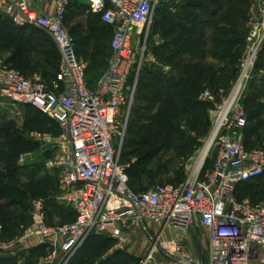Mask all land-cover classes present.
Masks as SVG:
<instances>
[{
    "label": "built area",
    "instance_id": "1",
    "mask_svg": "<svg viewBox=\"0 0 264 264\" xmlns=\"http://www.w3.org/2000/svg\"><path fill=\"white\" fill-rule=\"evenodd\" d=\"M38 1L52 7L53 14L35 9ZM252 1L240 76L214 111L211 167L204 168V161L182 182L135 192L129 164L121 160L124 111L134 101L145 42L161 0H84L88 12L99 14L113 32L109 65L96 87L89 86L86 65L65 26L72 0H0V15L17 26L44 30L59 50L60 68L50 85L42 74L27 76L0 56V98L33 105L58 124L59 134L31 132L30 137L39 145L37 158L58 173L56 199L74 213L72 221L52 224L48 201L35 200L30 223L20 226L16 236L5 239L0 223V254L22 259L45 247L38 264H69L92 235H106L118 249L134 239L145 246L141 264H264V202L239 197L244 184L264 175V141L250 149L244 142V87L264 49V0ZM259 73L264 75V69ZM198 99L211 102L214 96L206 89ZM35 159L22 153L19 164ZM197 230L194 239L191 232Z\"/></svg>",
    "mask_w": 264,
    "mask_h": 264
},
{
    "label": "rangeland",
    "instance_id": "2",
    "mask_svg": "<svg viewBox=\"0 0 264 264\" xmlns=\"http://www.w3.org/2000/svg\"><path fill=\"white\" fill-rule=\"evenodd\" d=\"M230 1L243 2L242 5L238 6L239 19L236 20L238 23L235 27L238 35L243 39L242 52L241 55H239L236 63L234 62L235 57L232 59H222L213 56L212 39L214 38L215 32L212 26L208 24L207 20L213 22L217 21V18L212 17L211 14L205 16L202 12L196 9L197 5L201 4L203 0H161V4L157 9L155 20L149 30V36L145 42L148 50L144 56L145 62L142 69V71L144 70L143 74H145L146 70L149 68H152L153 70L161 68L162 70L159 71L166 73L167 78H171L173 76L172 74L176 71V64H179L180 62H186L188 60L191 61L192 58H195L191 53H187L183 49L184 40H189L190 37H199L204 40L205 51L202 57L204 63H211L212 65H215L216 69L221 68L224 70L221 72V76L226 74L232 75L233 68L235 69V74L233 73V77L230 80L223 81V85L219 83V85H221L220 87L218 84H214L215 86L212 87L213 84H208V82L204 85L203 90L209 89L214 96V100L211 102H202L198 99L201 103L206 104L207 109L205 112L208 115V120L206 122H208L207 124H209V127L205 128L201 125H198L196 128H190L184 121L185 116L181 115V118L175 122L178 128V136L176 140L172 142L173 144L164 143V140L161 141L159 145L162 147L158 152H153L148 155H145L144 153L134 154V147L129 146L130 134L127 131L128 123L130 118L132 119V122L137 117V114H133V110L135 109L140 113L147 112L144 108V106H146L144 101L140 100V96L143 94V91L140 92V95L136 99L134 98L131 107L125 108L124 116L127 120V123L121 151V160L124 164H132L137 161L139 156H145L144 158L146 159V163L143 164V166L146 170H148V173L143 174L138 179V186L136 187L137 190L145 189L156 183H178L184 181L192 172L193 167L199 157L200 151H202L206 142L211 136L213 131L214 111L217 107L223 105L228 99L240 76L241 64L246 55L247 36L250 29L249 19L253 7V1ZM222 5L223 7H227L225 2ZM204 8H209L210 13L221 12L219 6H215L210 2L204 6ZM68 10V19L70 24L69 26L65 24V26L71 36L75 40L83 38L84 36L92 37L93 34H91L89 31H91L92 28H98L99 23L89 14L87 7L75 4ZM100 33L101 31L94 32L95 35ZM111 37L112 36L108 37L107 39V46ZM44 40H46L45 46L42 49L44 54L36 56V60H40L42 66L37 67L36 64H33L28 71H23L27 76H32L35 73L42 74L44 81L50 85V79L52 77L51 75L59 70L60 62L58 57V48L53 38L47 33V36L44 38ZM144 40L145 37L143 36L140 43L142 44ZM92 41L93 42H91L86 47H82L80 43L77 42V52L78 50H83V48L87 51H90L93 46L97 45L96 40L92 38ZM140 43L139 45H141ZM5 44L6 43L4 42H0V56L8 59L13 51L9 50ZM236 48L238 47H233L232 49L227 50L230 53H234ZM218 51L221 52L226 50L223 48ZM155 52L162 53L164 56H169L172 54V52H175L176 58H174V60L171 62L165 63L163 61L164 58L161 60L160 56H157ZM110 53H112L111 50ZM77 54L80 61L87 67L86 58L82 57L80 53ZM259 59L260 57L258 58L256 65L258 64ZM194 60L195 59H193V61ZM14 66L17 67V65ZM107 68L104 74L106 73ZM145 78L147 79V75H145ZM96 85L97 84H95V86ZM244 88L245 97L243 100V106L249 112V127L253 128V126H256L257 123H259L260 126L258 127L259 131L257 133V137H255L253 140L251 139L252 141L255 140V143H258L264 141V75H260L256 67L246 82ZM199 95L197 98H199ZM257 96L258 98H256ZM245 99L247 100L246 105L244 104V101H246ZM255 111L258 113L261 112L260 115L254 117ZM26 113V103L20 101L14 102L0 98V173L7 174L9 180L13 179L17 181L29 193V198L27 200L19 199L6 202L0 199V221L7 222L12 227L15 225H27L33 203L39 198H45L48 201L49 223L62 224L72 221L74 219V213L72 210L66 205L64 201L60 200L59 198L56 199L58 196V173L48 171L45 166V160L39 157L37 158L39 145L33 140V138L30 137L31 132H49L56 135L54 125L44 124L36 129H27L23 125ZM10 138L15 140L12 149L8 143ZM27 141L30 143L26 144L25 142ZM20 143H22V146L18 145ZM4 146L7 147V150L4 151L3 154L1 150L5 148ZM26 152L32 153L36 159L34 161H29L25 169H19L18 166H20V154ZM212 160V152H209L205 160L204 168H210L212 165ZM14 167H17V169L13 172L12 170ZM259 189L260 193H257L256 195L260 199H263L264 186H261L257 189L251 188L250 190L252 192L253 190ZM191 233L193 238L196 239L199 231L197 230L196 233L195 231H192ZM17 234L18 231H13V233L10 232L11 236L8 237L12 238ZM10 238L5 237V239ZM109 243V246H115V243ZM137 246H141V244ZM194 247L200 253L198 246ZM146 250L147 248H145L141 256L136 258V260H134L131 264H141V259ZM103 252L104 251L95 252L94 258L97 261L104 259L105 257L102 256ZM158 260H160V258H158Z\"/></svg>",
    "mask_w": 264,
    "mask_h": 264
},
{
    "label": "trees",
    "instance_id": "3",
    "mask_svg": "<svg viewBox=\"0 0 264 264\" xmlns=\"http://www.w3.org/2000/svg\"><path fill=\"white\" fill-rule=\"evenodd\" d=\"M82 2V0H72L69 8L75 4L86 7V4H84L85 2ZM209 2L215 6H219L221 12L210 13L209 8H204V6H206ZM224 2L226 3L227 7H223L222 4ZM242 4L243 2H231L230 0H203L201 4L197 5L196 9L202 12L205 16L211 14L212 17L217 18V21L213 22L207 20L208 24L212 26L215 32L214 38L212 39V54L214 57L222 59H232L235 57L234 62L236 63L239 55H241L243 39L238 35L235 27L238 23L236 20L239 19L238 6ZM96 15H98L101 20L100 15ZM102 24L104 28L108 30V32L105 34L100 33L98 36L95 35L94 32L99 31L98 28H92V30L89 31L91 34H93L92 37L97 38V45L93 46L90 51H87L83 48V50L81 49L77 52L80 53L82 57L86 58V77L87 82L91 87H96L97 85L95 86V84H98L97 82L100 81L104 76L103 74L107 68L108 61L112 54L110 53L112 37L108 46L107 39L108 37L112 36L113 32L112 29L106 24L103 22ZM46 36L47 32L41 29L32 26H16L9 18L0 15V42L6 43V47L13 51L8 59L5 60L10 66L19 69L25 75L26 73L23 70L28 71L31 65L36 64L37 67L42 66L41 61L36 60V56L44 54L42 49L45 46L46 40H44V38ZM92 37L84 36L83 40L79 42L80 45L82 47H86L91 42ZM75 42L77 43L76 40ZM204 46V40L199 37H190L189 40H184L183 49L185 52L191 53L195 58H192L191 61L188 60L186 62H180L179 64H176V71L172 74L173 76L171 78H167L166 73L160 72L159 70H162L161 68H158L157 70L146 68L147 70L145 74H143L144 70L141 71L137 84L135 99L140 95V92L143 91V94L140 96V100L144 101L146 105L144 108L147 112L140 113L134 109L133 114H137V117L132 122V119L130 118L128 123L127 131L130 134L129 146L134 147V154L144 153L145 155H148L153 152H158L162 147L159 145L161 141L164 140V143H172L175 141L178 136V128L175 122L181 118V115L185 116L184 121L190 128H196L198 125H201L205 128L209 127V124H207L208 122H206L208 120V115L205 112L207 109L206 104L201 103L197 97L207 82L208 84H213L212 87L217 84L220 87L223 85V81L230 80L233 77L232 75L233 73L235 74V69H232V75L226 74L221 76V72L224 70L221 68L216 69L215 65L203 62L202 57L205 51ZM233 47L238 48H236L234 53L228 52L227 49H232ZM223 48H225L226 51H218ZM155 53L157 56H160L161 60L164 58L163 61L165 63L171 62L174 60V58H176L175 52H172V54L169 56H164L162 53L158 52ZM58 57L59 62H61L59 50ZM193 59L195 60L193 61ZM13 64L17 65V67ZM256 68L258 71L264 69V49L260 56L259 62L256 65ZM58 71L51 75L52 77L50 79V83L55 78ZM145 75H147V79L145 78ZM219 83H221V85H219ZM256 98H258V96ZM246 102L247 100L244 101L245 105ZM246 112L249 118V112L247 109ZM260 113L261 112L258 113L255 111L254 117L259 116ZM44 124L54 125L56 134L60 133L59 126L54 120H52L47 114L35 106L27 104V113L23 123L24 127L27 129H36ZM258 127H260L259 123H257L256 126H253V128L249 127L248 121V125L245 130L244 142L246 147L249 149L263 142L261 141L255 143V140L252 141L258 135ZM14 141V139L10 138L8 142L11 149L13 148V143H15ZM25 143L28 144L30 142L27 141ZM18 145L22 146V143ZM4 147L5 148L1 150L3 154L4 151L7 150V147ZM144 157L145 156H139L137 161L129 164L126 170L129 176V185L135 192H141L148 188L147 187L142 190L136 189L138 186V179L143 174L148 173V170H146L143 166V164L146 163V159ZM25 167H27V164L18 166L19 169H25ZM16 169L17 167H14L12 171L14 172ZM7 176L8 175L5 173H0V199L6 202L19 199L27 200L29 198L28 191L17 181L13 179L9 180ZM261 186H264V175L258 177L254 181L244 184L239 189V197H250L254 201L264 202V198L260 199L256 195L257 193H260V189L253 190L254 192H251L250 190L251 188L257 189ZM0 223H2L4 226L5 237L10 238L8 236H11L10 232L13 233V231H18L19 233V225L12 227L7 222L0 221ZM29 223L30 217L28 224ZM109 242L115 243V240L106 235H92L69 264H80L82 260H86L88 263L97 261L94 258V253L97 251H104L102 256L106 254L107 251L112 247L109 246ZM46 253L47 251L45 247L37 248L31 250L28 253V257L38 258L39 256ZM134 260H136V257L128 254L125 251L117 250L112 254L107 255L104 259L99 260L97 264H131ZM15 263L16 262L13 258H0V264Z\"/></svg>",
    "mask_w": 264,
    "mask_h": 264
},
{
    "label": "crops",
    "instance_id": "4",
    "mask_svg": "<svg viewBox=\"0 0 264 264\" xmlns=\"http://www.w3.org/2000/svg\"><path fill=\"white\" fill-rule=\"evenodd\" d=\"M84 3V0H82ZM85 4V3H84ZM33 7L35 9H38V10H42V11H45L46 13L48 14H53L54 10L52 7H49V6H46L45 2L43 1H38L36 2ZM93 19L97 20V22L99 23L98 24V29L99 31H101V33L105 34L106 32H108V30L106 28H104L100 18L98 15L96 14H92V13H89ZM69 15L67 14V17H66V20H65V24L69 26L70 24V21L68 19ZM17 26V25H16ZM20 27V26H19ZM95 27V26H94ZM44 31V30H43ZM100 35V34H98ZM97 35V36H98ZM94 40H97L96 37H92ZM81 39L83 40V38H80L78 40H76L78 43L81 41ZM91 42H93L91 40ZM90 42V43H91ZM89 43V44H90ZM135 243H133L132 245L130 246H126L124 249H118L116 248V246H112L108 251H107V255H110L112 254L114 251H117V250H122V251H125L127 252L128 254L136 257V258H139L141 256V254L143 253L144 249H145V246H137L136 245V239H134ZM104 254L103 257H106L107 255ZM2 257H6L5 255H2L0 254V258ZM15 260V264H38V258H29L28 255L26 254L22 259H14ZM98 261H93V263H88L86 260H82L80 262V264H97Z\"/></svg>",
    "mask_w": 264,
    "mask_h": 264
},
{
    "label": "bare ground",
    "instance_id": "5",
    "mask_svg": "<svg viewBox=\"0 0 264 264\" xmlns=\"http://www.w3.org/2000/svg\"><path fill=\"white\" fill-rule=\"evenodd\" d=\"M241 84H242V79L236 85V89H235L234 93H236L238 91V89L241 87ZM228 106H229V104L225 108V111L227 110ZM213 136H214V134H212L210 136V138L206 142L204 148L202 149V151H200L199 157H198V159H197V161H196V163H195V165L193 167L194 173L197 172L200 169V167L203 165L204 161L206 160L208 152H209V148H210V145H211V142H212V139H213Z\"/></svg>",
    "mask_w": 264,
    "mask_h": 264
}]
</instances>
